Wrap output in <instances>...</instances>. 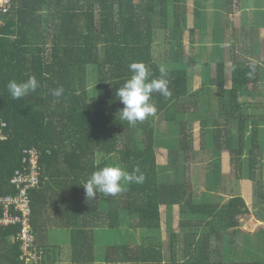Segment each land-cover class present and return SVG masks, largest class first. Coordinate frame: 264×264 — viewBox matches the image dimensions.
<instances>
[{
  "label": "trees",
  "instance_id": "1",
  "mask_svg": "<svg viewBox=\"0 0 264 264\" xmlns=\"http://www.w3.org/2000/svg\"><path fill=\"white\" fill-rule=\"evenodd\" d=\"M11 1L10 14L0 18V131L7 136L0 140V199L14 195L9 181L23 165V151H41L42 182L48 185L44 193L32 191L30 195L31 224L39 245L35 242L36 252L43 253L42 260L33 264H98L93 233L120 229L121 212L128 215L130 229L146 232V238L135 247L108 246L104 264H264V230L253 234L238 231L240 219L250 214L244 199L234 197L216 206L205 204V198L188 192L186 176L180 174L193 151L192 128L181 123L190 84L189 65L195 63L194 54L185 58L188 0ZM209 1L194 0L196 18ZM196 28L197 24L189 31L192 45L196 43ZM158 31L167 46L161 63L153 53ZM200 33L205 34L203 30ZM218 47L209 50L216 62L214 68L211 61L201 59L199 63L208 74L215 71L211 85L219 90L216 99L223 119L209 128L202 123L200 132L213 152L230 150L235 171L242 170L249 144V179L257 186V199L262 200L264 185L256 168L262 119L246 113L241 94L256 86L264 72L259 63H243L235 50ZM132 62L145 63L153 78L160 76V65L167 66L171 93L168 97L153 93L150 102L156 105V114L135 124L120 119L118 112L124 105L116 96V90L131 76L128 66ZM230 62L232 87L223 92L226 64ZM30 76L38 80V89L12 100L7 83ZM61 86L64 94L53 97L51 90ZM91 92H95L93 96ZM158 118L182 124L180 143L169 150L167 166L178 169L173 175L163 174L157 161ZM221 124L228 128H215ZM232 131L237 135L226 146L221 136L224 133L229 138ZM101 156L105 157L99 161ZM112 165L129 173L139 166L145 180L142 184L129 183L124 191L108 197L110 208L106 212L102 211L103 194L87 203L83 188L81 200V192L74 199L77 188L73 184L82 186L94 171ZM208 177L212 183L213 176ZM68 183L73 195L65 226L74 234L71 260L63 263L61 257L54 256L61 251H51L43 242L49 229L59 228L50 222L45 206L53 207L55 188ZM109 199L115 200L114 206ZM176 207L181 209L184 235L170 233L166 253L161 210ZM198 229H203L200 235ZM16 231L0 230V264H21L19 245L9 241ZM239 238L241 243L236 240Z\"/></svg>",
  "mask_w": 264,
  "mask_h": 264
},
{
  "label": "crops",
  "instance_id": "2",
  "mask_svg": "<svg viewBox=\"0 0 264 264\" xmlns=\"http://www.w3.org/2000/svg\"><path fill=\"white\" fill-rule=\"evenodd\" d=\"M213 4H217L218 6L212 7ZM192 10H193L192 17L194 19V24L195 25L197 24V26L201 25L203 22L216 26L219 20L221 19L223 20L224 17H228L229 18L228 20L230 21L229 25L233 26L234 29L240 30V33L242 31L240 37H238L237 31L232 36L231 29L229 28L228 25H224L226 24V21H224L223 25H221L219 28H215L212 31V36H210L209 29H204L202 27H200L199 29L198 26L195 29L196 30L195 38L199 42H202L203 40L206 39L208 40L210 39V43H211L210 49H212V47L214 46L229 48L231 47L229 45L230 40L232 38L234 39L235 37L236 47H234V50L236 51L237 57L239 54L238 53L239 49H241V51L244 53L243 58L238 57L239 60L243 61V63H247L248 61L257 62L262 67V72H264V0H210L209 3L204 4V7L202 6V8L199 10L198 18H196L194 13V0H193ZM190 12H191V8L188 0L187 17L189 16ZM254 23L256 25H254ZM195 25L191 29L195 28ZM201 30L205 32L204 39L202 38V35L200 33ZM186 33L189 32L187 31ZM196 39H195L196 43L194 45H191L193 49L196 44L200 46V44L197 42ZM190 55H189V59H190ZM246 55L247 57L245 58ZM198 64L199 66L197 68L199 71L196 73H191V66H195V63L192 62L189 65L190 84L188 87L187 98L183 102L184 113L182 115L183 126L191 127L193 131L192 132L193 151L189 153V155H187L186 163L182 168V172H180V174L182 175L183 173V175L186 176V181L188 183V192L192 190V192L197 193L199 199L205 198V204L207 203L210 204L211 206H216L219 204L222 205L224 202L229 201L234 197L243 198L249 209L250 214L240 219V229L238 231L241 232L242 234L245 233L253 234L259 231L260 229L264 230V218L263 217L255 218L253 216V212L251 210L253 206L252 204H250V201H252L253 198L255 200L256 197L255 195L257 193V186L253 181L249 179V174H245L243 171L245 167L246 159L249 156L250 146L248 144V150L244 154V157L242 158L243 165L241 171H235V166L233 163H232L233 164L232 167L224 166L225 165L224 161L226 160L230 163V159L232 158L229 152L230 150L228 148H226V150L222 149L220 153H215L213 152V150L209 149L208 140L204 138L203 134L200 132V129H202V123H204L208 128L209 125L214 126L213 124H217L222 121L223 114L219 113V105L216 99V96H219L218 94L219 90L216 86L211 85V82L215 77V71L211 70L212 72L208 74L207 71H205L202 68L199 62ZM210 64L213 68L216 65V62L214 60L212 61V57ZM226 66H228L229 69V67L232 66V63L230 62L229 64H226ZM231 78H232V73L230 74L229 71H226V81H225L226 85L223 89V92L229 91L231 89L232 87ZM196 80L199 82L198 86H195ZM241 96H242L241 103H243L244 98L246 99V101L243 103L245 104L246 113L250 116L262 119L260 123L261 127L259 128V132H260V130L264 129V124L262 122L264 121V117H260L262 113H259L258 111V109L260 110L264 109V105H263L264 102L262 101L261 98H259L264 96V74L263 76H261L260 82L256 86L255 85L250 86L247 90H245L241 94ZM257 98L259 104L256 103ZM207 107H209V111H206ZM160 120L162 121L160 125L162 129L168 127L169 123H166L164 119H160ZM156 127H159L157 123V119H156ZM215 128L224 129L228 127H225L224 124H221L220 127H215ZM230 129L231 130L233 129L232 126H230ZM235 132L237 131H232L229 138L221 136L222 143L228 146L232 138L236 137L237 134ZM257 141H259V139H257ZM262 151L260 150L259 151L260 153L257 154L256 168L259 170L261 175L260 182H262V184L264 185V181H261L263 179L262 173H264V154L262 153ZM164 153L168 157V163L170 162L169 151L168 152L162 151L160 152V155L157 156L158 164L160 163L159 158L161 157V155H164ZM209 164H212V166H209ZM167 165L163 166L159 164V166L163 168L162 169L163 174L173 175L176 171H178L177 168L176 169L169 168ZM211 175L215 178L213 179L212 183L210 181H207L206 179L207 176H211ZM183 181H185V179ZM190 184H192L191 185L192 188L189 187ZM47 185L48 182H41V186H39L35 191L41 190L44 193L46 191ZM73 185L77 188V192H74V196H75L74 199H77L78 194L81 192L79 196V201H80L82 198L83 187L80 186L79 183ZM71 187L72 185L68 183L66 185H63L61 188H55V192L53 193L54 206L53 207L45 206L48 211L50 222L55 226L59 225V228L56 227L49 229V231L45 235V240L43 241L45 245L48 247L47 249H50L51 251H55V252L60 251L58 247L52 245L51 243L52 239H54L55 237L65 236L63 235L64 233H70L72 238L73 237L72 234H74L73 230H69L65 226V223H67L68 219L70 218V208L68 202L73 195V192L71 191ZM102 197L103 196H101V199L105 198V201L108 202L107 201L108 197H103V198ZM92 200L93 199H91V201ZM59 203L62 204L63 206H58L57 204ZM108 205L110 208L109 203ZM260 205L261 207H264V199H262ZM161 213H162V234L165 233L167 235H170V233L175 232L178 235H184V232L180 229V225L182 222L180 207H176L171 212L168 211V209L166 208H162ZM72 218H76V217L73 216ZM247 221L249 222L247 224V228L246 227L243 228L242 226H244V223H246ZM248 225L251 229L248 228ZM31 228H32V224H31ZM102 230L108 231L105 229ZM93 235L95 236V231ZM35 236L36 235L34 234V237ZM35 239H36L35 241L36 246H39L37 244V236L35 237ZM9 241L10 243H12L13 239H10ZM94 242H95V237H94ZM54 256L61 257L60 260L63 263H68L62 260V256H60L59 254L56 255L55 253ZM97 263L104 264L103 260L98 261Z\"/></svg>",
  "mask_w": 264,
  "mask_h": 264
},
{
  "label": "rangeland",
  "instance_id": "3",
  "mask_svg": "<svg viewBox=\"0 0 264 264\" xmlns=\"http://www.w3.org/2000/svg\"><path fill=\"white\" fill-rule=\"evenodd\" d=\"M189 5L191 8V12H190L189 16L186 18V25H187V31L188 32L195 25L194 19L192 17L193 0H189ZM214 6L217 7L218 5L213 4L212 7H214ZM228 19H229L228 17H224L223 20L221 19L217 22L216 26H213L212 24L210 25V24L204 23V22L203 23L201 22L202 24L198 25V26H199V29H200V27H202L204 29H209L210 36H212V31L215 28H219L221 25H223V22L226 21V24H224V25L229 26V28L231 29L232 36L237 31V35H238V37H240L242 31L240 33V30L234 29L233 26L229 25L230 21ZM254 25H256V24L254 23ZM202 38L204 39L205 35L202 36ZM190 40H191V38L189 36V33H186V35H185V44H186V46H185V58L188 59L189 55L191 53L194 54L195 66H191V73H196L199 71L197 68L199 66V64H198L199 60L202 59V60H205L207 62L211 61V57L209 54V49H210L211 43H210V39L209 40L208 39L203 40L202 42H199L196 39L197 42L200 44V46L198 44H196L194 49H193V47L191 46L192 44H191ZM229 45L231 47H229V48L218 47V49L223 50V51L234 50V47H236L235 46V37H234V39L232 38L230 40ZM166 48H167V46L165 43L163 33L158 31L157 34L155 35L153 53H154L155 60L158 61L159 63L163 62V60L165 58ZM205 49L208 51L206 52ZM204 51H205V55L203 54ZM238 53H239L238 57L243 58L244 53L241 51V49H239ZM246 57H247V55L245 56V58ZM228 71L230 74L232 73L231 67H229ZM91 75H93V71L90 72V76ZM198 85H199V82L196 80L195 86H198ZM92 89L95 90L94 87ZM93 93H95V92H91L92 96H93ZM259 98H261L262 101L264 102V96L259 97ZM245 101H246V99L244 98L243 103ZM256 103L259 104L258 98H257ZM263 105H264V103H263ZM258 111H259V113H262V115L260 117H264V109H262V110L258 109ZM182 122L183 121L181 120V123ZM157 123H158L159 127H157L156 140H157V148H158L157 156H159L160 152H162V151L168 152L170 150V148H174V147L176 148V146L179 145L180 139H181V125L182 124L181 123H172V124H168V127H165L162 129L160 127L162 121L159 118L157 119ZM223 136L225 137L224 133H223ZM258 139H259L258 144H259L260 150L261 151L263 150L262 153L264 154V129L260 130ZM104 157L105 156H101L100 158H98L99 161ZM159 162H160L159 164H161L163 166H166L168 164V157L166 156L165 153H164V155H161V157L159 158ZM224 164H225L224 166H226V167H229V166L232 167L233 166L232 158L230 159V163L225 160ZM256 164H257V162H256ZM209 166H212V164H209ZM243 171L245 174H249L248 161H246ZM257 175H258V178L260 179L261 175H260V172L258 169H257ZM262 178L263 179L261 181H264V173H262ZM206 179H207V181H210V178L208 176ZM213 179H215V178L213 177ZM210 185H211V183H210ZM261 201L262 200L257 199V196L255 197V200L253 198V200L250 201V204H252V206H253V207L251 206L252 207L251 210H252L253 216L255 218L262 217V216L264 217V207H261V205H260ZM111 204H113V206H114L115 200H111ZM108 208H109L108 202H106L105 198H103L102 199V211L106 212L108 210ZM168 211L171 212L173 210L169 209ZM129 223L130 222H129L128 215L124 212H121V227H120V229H118L116 231H104V230L95 231V256H96L97 262L102 261V260H103V262L105 261L104 260L105 259V251H106V248L108 246L130 245L132 247H135L137 244L141 243L143 238H146V236H144V234L146 232L144 233L143 231H136V230L130 229ZM248 223L249 222L247 221L246 223H244V226H242V227L247 228ZM104 226H106V225H104ZM248 228L251 229L249 227V225H248ZM198 230H199L198 233L200 235V233L203 232V229H198ZM253 231H254V229H253ZM63 235H65V236L55 237L54 239L51 240V243L53 246H56L60 249V251H61L60 256H62V260H64L65 262H70L71 250H72L71 249V234L70 233H64ZM162 235H163L162 239H163L164 244H165L164 250L166 251V253H168L167 251H169V248H168L169 244H167L165 242L170 238V235H167L165 233H163ZM181 236H183V235H181ZM236 240L239 241L240 243L242 242L241 238L236 239Z\"/></svg>",
  "mask_w": 264,
  "mask_h": 264
},
{
  "label": "clouds",
  "instance_id": "4",
  "mask_svg": "<svg viewBox=\"0 0 264 264\" xmlns=\"http://www.w3.org/2000/svg\"><path fill=\"white\" fill-rule=\"evenodd\" d=\"M128 67L131 76L116 90V96L124 105L118 112L120 119L134 124L138 121L143 122L156 114L157 107L150 102L153 93H159L164 97L170 96L169 79L167 78L169 69L165 65H160L158 69L160 76L153 78L152 71L143 62H132ZM254 71L255 66L253 65L252 72ZM39 86L35 76H30L27 80L20 82L10 80L6 85L12 100H18L34 93ZM63 94V86L51 90L53 97L60 98ZM144 180L145 176L139 166L134 167L129 173L122 167L112 165L94 171L82 186L87 200H94L98 194L112 197L124 191L127 184H142Z\"/></svg>",
  "mask_w": 264,
  "mask_h": 264
},
{
  "label": "built area",
  "instance_id": "5",
  "mask_svg": "<svg viewBox=\"0 0 264 264\" xmlns=\"http://www.w3.org/2000/svg\"><path fill=\"white\" fill-rule=\"evenodd\" d=\"M12 10L11 0H0V18L8 16ZM3 26L0 21V27ZM7 139L0 131V140ZM41 151L29 148L23 151L22 167L10 179L14 195L0 199V230L15 228L13 242L20 247L21 264H33L42 260L43 253L37 254L35 237L31 228L32 191L42 182Z\"/></svg>",
  "mask_w": 264,
  "mask_h": 264
}]
</instances>
